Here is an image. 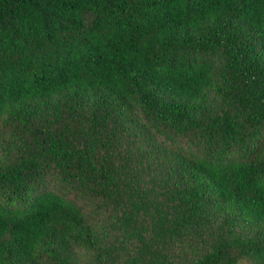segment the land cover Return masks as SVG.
<instances>
[{
  "label": "trees",
  "instance_id": "trees-1",
  "mask_svg": "<svg viewBox=\"0 0 264 264\" xmlns=\"http://www.w3.org/2000/svg\"><path fill=\"white\" fill-rule=\"evenodd\" d=\"M264 264V0H0V264Z\"/></svg>",
  "mask_w": 264,
  "mask_h": 264
},
{
  "label": "rangeland",
  "instance_id": "rangeland-1",
  "mask_svg": "<svg viewBox=\"0 0 264 264\" xmlns=\"http://www.w3.org/2000/svg\"><path fill=\"white\" fill-rule=\"evenodd\" d=\"M242 264H244V263H242Z\"/></svg>",
  "mask_w": 264,
  "mask_h": 264
}]
</instances>
